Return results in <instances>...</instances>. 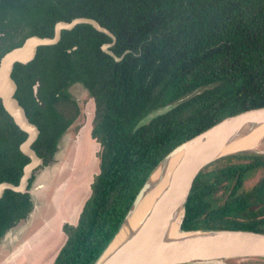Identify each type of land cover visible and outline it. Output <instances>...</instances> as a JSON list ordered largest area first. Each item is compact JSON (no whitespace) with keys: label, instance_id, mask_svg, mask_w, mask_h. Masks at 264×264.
<instances>
[{"label":"trees","instance_id":"obj_1","mask_svg":"<svg viewBox=\"0 0 264 264\" xmlns=\"http://www.w3.org/2000/svg\"><path fill=\"white\" fill-rule=\"evenodd\" d=\"M79 17L116 36L111 50L118 57L129 53L116 61L102 50L112 39L81 24L12 74L16 99L40 130L33 149L44 166L79 115L70 88L82 85L95 103L98 172L77 225L63 226L66 241L53 264H95L172 150L227 117L264 107V0H0V40L9 41L6 48L0 42V57L28 37H53L57 22ZM26 138L0 100V183L19 184L30 161L20 151ZM33 208L29 191L7 190L0 241ZM186 209L184 231L264 233V153L240 152L205 167Z\"/></svg>","mask_w":264,"mask_h":264},{"label":"water","instance_id":"obj_2","mask_svg":"<svg viewBox=\"0 0 264 264\" xmlns=\"http://www.w3.org/2000/svg\"><path fill=\"white\" fill-rule=\"evenodd\" d=\"M81 24L90 25L112 39V43L103 44L102 50L116 61H121L129 53L126 51L118 57L111 50L117 41L116 36L95 19L79 17L70 22H57L53 37L34 35L27 38L20 47L7 52L0 60V100L15 125L27 134L26 140L20 145V151L30 159L24 167L18 185L10 182L0 183V199L7 190L21 194L30 191V180L34 171L44 165V160L33 149L40 130L29 120L25 109L15 97L18 86L12 77L14 67L16 64L27 65L33 62L40 47L56 45L61 40L63 31H71ZM263 124L264 107L254 108L225 118L172 150L153 170L140 189L119 231L95 264H230L229 261L235 260H264V233L242 229L196 231L182 229L189 196L201 171L226 156L255 151L242 149L255 145V135L251 134V128ZM263 139L264 136L260 137L256 145L259 146ZM228 144L230 146H227ZM231 147L236 149L231 151ZM177 158L179 161L170 173L167 187L141 219L138 228L111 255L99 263L124 227H131L128 221L138 215L148 192L157 189L159 185L164 186L169 175L167 173L158 174L155 178L153 176L164 163L170 162L173 166ZM181 208L184 210L180 230L184 234L171 240L168 236L169 225ZM34 209L35 205L32 212Z\"/></svg>","mask_w":264,"mask_h":264},{"label":"rangeland","instance_id":"obj_3","mask_svg":"<svg viewBox=\"0 0 264 264\" xmlns=\"http://www.w3.org/2000/svg\"><path fill=\"white\" fill-rule=\"evenodd\" d=\"M70 92L78 104L79 115L61 139L54 161L36 172L30 188L36 208L2 238L0 248H4V256L13 257L22 249L32 247L29 228L41 227L42 237L38 236L42 239L41 244L46 245L42 255L32 264L47 262L61 238L62 241L66 240L62 227L65 224L77 225L83 206L91 195L93 178L99 165V147L91 137L95 103L82 85H74ZM255 151L264 153V139ZM259 176L260 172L256 173L246 182V187L252 186ZM255 260L258 259L235 260L231 264H255Z\"/></svg>","mask_w":264,"mask_h":264},{"label":"bare ground","instance_id":"obj_4","mask_svg":"<svg viewBox=\"0 0 264 264\" xmlns=\"http://www.w3.org/2000/svg\"><path fill=\"white\" fill-rule=\"evenodd\" d=\"M252 133L255 135V141H254L255 145H251L249 147L247 146L246 148H244L242 150H256L257 149L258 145H256V143L258 142L260 137L264 136V124L261 126L252 127L251 128V134ZM227 146H230V144H228ZM235 149L236 148L231 147V151H233ZM178 161H179V158H177V161L173 166L170 165V162H166L162 165V168L156 172V174L153 176L154 178L158 174H167L168 173L169 176H168V179H166V182H165L166 184L164 186L159 185V186H157V189H155V190L153 189L152 191L148 192V194L146 195V198L144 199V201L140 207V211H139L138 215L133 219H129V221H128V223H131V227L130 228L124 227L123 231L118 235L115 242L108 249V251L102 257V259L99 263L104 261L109 255H111L122 244V242L124 243L135 232V230L138 228V226L141 223V219H143V217L146 216V214L152 208V206L154 205L156 200L160 197L164 188L167 187V185L169 183L170 175H171L170 173L175 169ZM157 179H159V177ZM158 184H159V182H158ZM183 210L184 209L181 208L178 211V213L176 214L175 218L170 222L169 235L168 236H169V239H171V240L179 238L180 236H182L184 234L180 230V222L182 220ZM221 264H223V263H221Z\"/></svg>","mask_w":264,"mask_h":264},{"label":"crops","instance_id":"obj_5","mask_svg":"<svg viewBox=\"0 0 264 264\" xmlns=\"http://www.w3.org/2000/svg\"><path fill=\"white\" fill-rule=\"evenodd\" d=\"M30 228H29L28 235L30 236L29 238L33 241V246L32 247L30 246L28 250L22 249L21 251L17 253V255L13 257H9V255L8 256L2 255V253L4 252L3 251L4 248H0V264H3V262L4 264H32L33 261H35L40 255H42L44 251L43 247L46 245V244H41L42 239L38 236L40 235L42 237V228L41 227H33L32 229ZM27 229H25L22 232V235ZM62 230H63V227H62ZM62 238H61L60 244L55 249V252L52 254L51 258L47 262H41V264L42 263L53 264L57 254L59 253L60 249L65 244L66 240L62 241ZM25 242L29 246L28 241L25 240ZM27 245H25V248L27 247Z\"/></svg>","mask_w":264,"mask_h":264},{"label":"flooded vegetation","instance_id":"obj_6","mask_svg":"<svg viewBox=\"0 0 264 264\" xmlns=\"http://www.w3.org/2000/svg\"><path fill=\"white\" fill-rule=\"evenodd\" d=\"M4 36H5L4 34H1V33H0V38H1V37H4ZM28 38H29V37H28ZM16 39H17V38H16ZM16 39H14L13 42L16 43V42H19V41H20V38H19V37H18L17 40H16ZM26 39H27V38H26ZM26 39H25V40H26ZM25 40L23 41V43L25 42ZM0 42H2V41L0 40ZM23 43H22V44H23ZM7 44H9V41L6 42V43H3V42H2L1 47H2V48H6V46H8ZM22 44H21V45H22ZM21 45H20V46H21ZM20 46H18V47H20ZM14 48H17V46H16V47H13L11 50H13ZM11 50H10V51H11ZM5 54H6V53H5ZM5 54H4V55H5ZM4 55H3V56H4ZM3 56H2V57H3ZM2 57H0V60L2 59ZM38 87H39L38 84H36V85L34 86V93H35V94L37 93ZM29 162H30V161H29ZM27 164H28V163H27ZM27 164H26V165H27ZM26 165H25V166H26ZM25 166H24V167H25ZM41 167H42V166H40L39 168H37V169L34 171L32 179L35 180V178H36V172H37ZM23 170H24V168H23ZM22 175H23V174H22ZM21 177H22V176H21ZM39 178H40V177H39ZM20 179H21V178H20ZM37 179H38V178H37ZM31 197H32V195H31Z\"/></svg>","mask_w":264,"mask_h":264},{"label":"clouds","instance_id":"obj_7","mask_svg":"<svg viewBox=\"0 0 264 264\" xmlns=\"http://www.w3.org/2000/svg\"><path fill=\"white\" fill-rule=\"evenodd\" d=\"M30 192V191H29ZM31 194V193H30Z\"/></svg>","mask_w":264,"mask_h":264}]
</instances>
